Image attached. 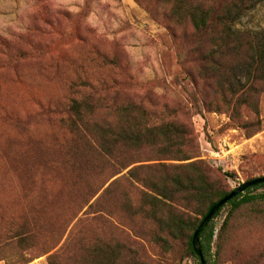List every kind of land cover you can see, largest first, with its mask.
<instances>
[{"label":"rangeland","instance_id":"1","mask_svg":"<svg viewBox=\"0 0 264 264\" xmlns=\"http://www.w3.org/2000/svg\"><path fill=\"white\" fill-rule=\"evenodd\" d=\"M227 1L204 3L231 10L219 29L231 37L230 45L241 34L264 35V0ZM197 2L0 0V264H47L54 237L68 232L75 221L67 229L65 224L83 200L118 167L83 149L71 123L74 100L90 97L97 105L95 122L112 129L123 124L143 130L162 121L184 124L194 138L196 159L221 189L264 176V90L254 97L256 108L241 106L231 114L224 105L221 80L214 74L226 61L225 48L212 44L209 35L201 50L214 49L215 62L210 59L199 68L194 60L196 45L186 14ZM233 72L235 83L244 84L243 68L235 66ZM206 74L209 81L203 80ZM113 80L118 84L108 85L117 92L100 98L99 90H93L101 88L98 82ZM125 106L127 118L117 113ZM152 141L117 146V162L139 161L134 164L139 178L182 171L174 166L186 161L155 160L178 157L175 151L181 147L164 152L159 138ZM100 202L132 231L103 218L85 223L80 234L84 248L98 237L113 246L122 242L121 252L124 243L126 264L198 263L182 239L161 230L157 220L165 217V207H156V218L147 216L151 205L139 186L122 181ZM191 210L192 205L184 212L190 216ZM227 211L223 208L214 219L215 231ZM29 231L33 237L24 242L15 237ZM211 249L209 264H251L264 251V215L248 206L235 211L218 255L215 237Z\"/></svg>","mask_w":264,"mask_h":264},{"label":"trees","instance_id":"2","mask_svg":"<svg viewBox=\"0 0 264 264\" xmlns=\"http://www.w3.org/2000/svg\"><path fill=\"white\" fill-rule=\"evenodd\" d=\"M222 10L211 8V5H205L204 0H200L191 9L187 10L186 17L191 23L192 31L190 37L196 45L194 60L197 64H201L199 68L202 67L205 61H210V59L213 63L215 62L213 56L214 49L209 52V49L207 51L201 50L202 43L209 35L212 44H218L220 48H225L226 61L224 64H219L214 75L216 80L218 78L221 80L222 101L224 105L228 106L231 114H233L241 106L248 107L251 105L253 108H256L257 104L254 103V97L256 98L264 90V35L254 37L249 33L241 34L238 41L230 45L231 37L229 35H222L223 30L219 29L228 22L231 10ZM187 54L188 50L186 51ZM235 66L243 68L245 73L244 84L237 85L235 83L236 76L233 72ZM202 77L204 81L211 79L208 74ZM112 83L118 84L116 80H113L111 83L100 81L95 86L100 85L101 88H93V90L96 91L95 89H98L101 94L99 97L104 98L111 92H117V89H114L112 85H108ZM191 84H194L192 80ZM259 84L263 88H259ZM96 107V103L92 102L90 97L82 98L80 101L74 100L71 109L75 112V115L74 118H71V123L76 132L82 137L84 150L91 151L95 155L105 159L107 163L110 162L112 167H118L109 172L99 182L97 187L93 191L91 190L90 195L83 200L79 211L65 224L67 229L75 221L68 232L63 231L54 237L53 245H51L48 251L51 253L47 256V264H68L69 262L71 264H126L125 258L127 254L124 253L127 250L124 248V243L121 244L123 253L120 251L118 243L120 241H117L113 246L112 241L101 240L98 237H94L90 245L84 248L80 237L82 226L85 223L97 221L101 218H103L102 221L105 223H109L121 231H132V229L124 226V224L117 220L111 212L100 207L102 195L108 193L113 186L122 181L129 184L133 183L135 186L141 188L143 196L151 205V209L146 213L147 216L156 218V207L163 206L166 208L165 217L162 220H157L161 230H166L168 235L173 239H182L186 250L197 258V264H200L198 257L192 249V236L209 209L232 189H221L209 178L208 169L204 162L196 159L198 155L194 151V138L184 124L173 121H162L145 125L143 130L140 125L132 127L131 125L123 124L112 129L109 124L100 125L95 122L93 114ZM126 109H129V107H120L117 111L118 115L127 118L130 113L126 112ZM131 118L136 121L135 115L131 114ZM95 133L97 134V138H95ZM178 136L182 138L179 142L176 141ZM155 138H159L164 144V148L161 149L164 152L172 150L174 146L181 147V149L175 151L178 157H164L155 160L172 159L186 161V163L174 166V168L182 169V171L175 172L173 175L164 173L157 178H139L135 173V169L137 168L134 166L139 161L131 160L123 165L117 162L120 157L117 146L131 147L138 145L143 140L149 145H154L155 143L152 140ZM125 170L126 172L123 173ZM262 204H264V183H259L247 188L244 192L231 198L219 208L199 232L198 242L206 264H209L208 257L212 254L211 248L214 237L216 238V250L214 254L218 255V250L221 248L228 230L230 216L245 206L254 210L255 213L264 215V209L259 207ZM190 205H192L191 215L187 216L184 211ZM176 207L181 208V212H175L174 208ZM225 207H228L227 214L219 229L215 231L214 219ZM84 208L86 209L81 213V216H78ZM15 237L24 242L28 237H33V233L29 231L22 235L17 234ZM251 264H264V251L258 254L257 259L252 260Z\"/></svg>","mask_w":264,"mask_h":264},{"label":"water","instance_id":"3","mask_svg":"<svg viewBox=\"0 0 264 264\" xmlns=\"http://www.w3.org/2000/svg\"><path fill=\"white\" fill-rule=\"evenodd\" d=\"M259 183H264V176L263 177H256L252 180L249 181H244L240 183L238 186L233 188L228 194H226L224 197H222L220 200H218L207 212V214L203 217L201 222L199 223L198 227L196 228L192 240H191V245L194 254L198 257L200 264H206L205 260L203 258L200 245H199V232L201 229L208 223V221L213 217V215L221 208L224 204L227 203L231 198L235 197L239 193L244 192L247 188L259 184Z\"/></svg>","mask_w":264,"mask_h":264}]
</instances>
